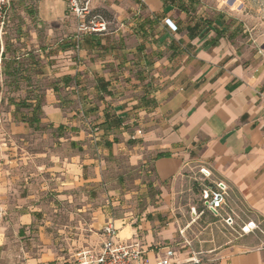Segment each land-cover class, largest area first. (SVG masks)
<instances>
[{
	"label": "crops",
	"instance_id": "obj_1",
	"mask_svg": "<svg viewBox=\"0 0 264 264\" xmlns=\"http://www.w3.org/2000/svg\"><path fill=\"white\" fill-rule=\"evenodd\" d=\"M199 1L89 0L108 31L79 38L68 0H40L54 38L4 46L0 79L22 99L0 98V264L36 231L31 264H69L109 222L151 264H264V82ZM218 182L220 217L202 201Z\"/></svg>",
	"mask_w": 264,
	"mask_h": 264
},
{
	"label": "rangeland",
	"instance_id": "obj_2",
	"mask_svg": "<svg viewBox=\"0 0 264 264\" xmlns=\"http://www.w3.org/2000/svg\"><path fill=\"white\" fill-rule=\"evenodd\" d=\"M40 0H13L9 12L7 25L5 28L4 46L5 53L11 56L23 55L26 53L33 54L41 43L45 42L46 38H54L53 31H50L49 23L41 15ZM206 8L207 18L210 22L217 24L221 34L234 42V45L241 53L242 60L247 69L253 72L254 76L264 82V0H201L198 4ZM69 6V3H68ZM69 19L66 22H75L78 27L81 23H88L93 18L99 17L106 21L103 16H94L91 13L85 18L76 17L70 10ZM9 22V24H8ZM47 28L49 30H47ZM78 30V29H77ZM30 50V51H28ZM38 55V54H37ZM8 62V61H6ZM5 64V63H4ZM3 64V65H4ZM8 66H13L14 63H7ZM21 65H23L21 63ZM24 69V68H23ZM13 79H0V98L2 102L9 99H22L21 96L13 95L12 91L7 90ZM10 81V82H9ZM12 85V84H11ZM1 113H11L10 108L2 110ZM18 113L26 114L24 111ZM79 205H76L78 207ZM76 207L65 206L68 211H74ZM67 230L71 231L68 235L70 240L74 235L75 224L66 221ZM36 231L35 234H25L24 232L13 240L11 256L5 261V264H31L34 259H40L41 252L45 245L44 240L39 237ZM55 238L59 245L62 244L58 235ZM63 236V235H62ZM66 236V235H64ZM71 237V238H70ZM43 253V252H42ZM55 258H46L45 261H52Z\"/></svg>",
	"mask_w": 264,
	"mask_h": 264
},
{
	"label": "built area",
	"instance_id": "obj_3",
	"mask_svg": "<svg viewBox=\"0 0 264 264\" xmlns=\"http://www.w3.org/2000/svg\"><path fill=\"white\" fill-rule=\"evenodd\" d=\"M13 0H0V55L4 53V37L9 12ZM71 12L79 18H85L90 14L89 0H68ZM108 31V23L99 18H93L88 23L79 25L77 33L81 38L87 34H103ZM138 135L142 132L138 131ZM137 135V134H136ZM133 140L136 136H133ZM201 175L205 179L211 177L210 171L202 169ZM209 187L204 185L202 189V201L204 207L214 216L220 217L225 210L229 198V188L224 182H218ZM232 223V219H227ZM258 229L254 222H250L241 228V235L253 234ZM102 241L96 248L85 249L75 254L69 264H151L144 256L139 245H130L118 239V232L114 224L109 222L101 231ZM173 253L168 252L167 258L157 264H171Z\"/></svg>",
	"mask_w": 264,
	"mask_h": 264
}]
</instances>
